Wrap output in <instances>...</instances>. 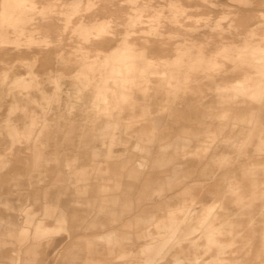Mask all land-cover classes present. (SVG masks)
Here are the masks:
<instances>
[{
	"label": "rangeland",
	"instance_id": "374dc122",
	"mask_svg": "<svg viewBox=\"0 0 264 264\" xmlns=\"http://www.w3.org/2000/svg\"><path fill=\"white\" fill-rule=\"evenodd\" d=\"M15 7L0 0V264L171 263L139 253L147 231L163 252L183 241L182 264H264V58L247 44L264 53V0ZM145 39L193 54L121 93L98 42Z\"/></svg>",
	"mask_w": 264,
	"mask_h": 264
},
{
	"label": "bare ground",
	"instance_id": "6f19581e",
	"mask_svg": "<svg viewBox=\"0 0 264 264\" xmlns=\"http://www.w3.org/2000/svg\"><path fill=\"white\" fill-rule=\"evenodd\" d=\"M24 1H29L32 4L35 3V0H2V4L4 6L12 5V6L18 7L19 3L24 2ZM172 5H174L176 7L179 6L178 4H173V3H172ZM146 7H155L156 8V6L151 4V3L141 2V3H139V5L137 7H135V9L143 12L146 10L145 9ZM174 15L176 16V13H174ZM139 17L140 16L137 17V15L136 16L132 15L129 18V21H131V23H134V24H136L137 22L142 23L143 21L140 20ZM159 20H160L159 17L150 20L149 29L147 30L150 34H157L159 36H161L163 34V30L161 28ZM175 20H178L177 17L175 18ZM90 26L91 25H89V27ZM218 27L222 28V29H226L222 23H218ZM147 42H148V40L145 39V43H143V45H141L140 48L134 47L135 45H137L135 42L133 43V45H132V43H129L127 41H122L120 43H114V44L110 40H104V41L98 42L97 51H96V54L94 56L96 57V59L100 60L99 64L103 65L104 67L110 65L113 73L116 72V73H121V74L123 73L124 74V76L122 75V82L118 83L117 81H114V85H117V86L123 88L122 90H120L121 93L126 92L124 89L126 84L123 83L125 81L126 82L129 81L130 85H133V83H136L135 78L138 76H141L142 78L144 77L145 81H150V77L148 75H145L144 73L147 71L154 72L155 69L149 70L148 69L149 66L161 64V66H164V67L162 69H160L159 72L163 73V72H165V66H167L171 63H175V62H181L182 61V55L184 54V52H187L190 56H192V54H193V51L191 48L184 50L181 47V43H176L172 46V48L175 49L177 52L170 56V46H165V45H160V44H157L154 46H151V45L149 46L146 44ZM249 42H250V39H249ZM110 44H113V46H111V48L108 47L109 49L106 48V46H109ZM247 44H250V47L252 48L251 49V55H250L252 62H254V61L256 62V61L264 58V53H261L260 51H258V49H260L261 46L255 45L251 42L247 43ZM105 48L107 50H105ZM256 51H258V52L256 53ZM239 52H243V49H239ZM105 53H108V54H105ZM102 57H103V59H102ZM199 59H201V57H199ZM79 61L83 64H86L88 62V59L86 58V55L85 56L83 55V56H81ZM241 86H243V85L239 84V87H241ZM108 88H110L113 91L115 90V88L112 85H108ZM246 92L249 93V91H246ZM111 123L112 122H110L108 124H111ZM114 142H116V138L114 139ZM115 154H117V153H115ZM120 155H121V153H120ZM185 196H187V194ZM185 198H184V200H185ZM184 204H185V201H184ZM169 216H170V218H168V219L171 220V224H172V221H173L172 219H174V215L170 214ZM145 236L152 237V239L150 241H147L144 244L142 243L138 246L139 253L140 252L148 253L149 249L152 251L154 249L156 255L162 254L161 257H163V258H165L166 254L176 255V258L174 257L172 259H169V260H171V263H169V264H182L185 260H188V261L192 260V258L189 255L185 254L187 247L183 241L178 239L177 240L178 242L175 243L170 250L167 249L163 252L162 247L156 246V241H155V237H154V236H157L159 238L163 237V231H159L157 235L155 233L153 234L152 232L147 231L145 233ZM173 239L174 238H172V239L170 238L169 240H173ZM176 239L177 238H175V240ZM127 241H129V240H127ZM124 242L125 241H122V239H121V242H119V243H121L125 246ZM131 249H128L129 251L125 250L124 254H122L121 256H125V254L129 253ZM15 250L16 249H14V251ZM113 251H114V248L110 247L109 252L113 253ZM137 252H138V250H137ZM182 256H184V257H182ZM193 260L195 262H197V261H199V258L196 257V258H193ZM144 261H145L144 264H160L159 261L155 260L153 256H149L148 254H146V256H144ZM108 263L109 264H117V262L112 261V260L111 261L109 260ZM131 263L134 264V262H132V260L128 261L127 263H123V264H131Z\"/></svg>",
	"mask_w": 264,
	"mask_h": 264
}]
</instances>
